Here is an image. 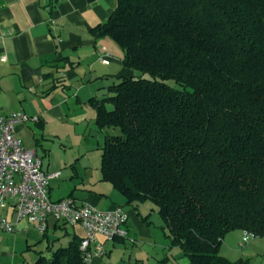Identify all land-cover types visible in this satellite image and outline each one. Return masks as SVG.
<instances>
[{"label":"trees","instance_id":"16d2710c","mask_svg":"<svg viewBox=\"0 0 264 264\" xmlns=\"http://www.w3.org/2000/svg\"><path fill=\"white\" fill-rule=\"evenodd\" d=\"M93 31L148 76L89 101L102 181L151 202L189 264H253L220 249L234 231L264 239V0H117ZM79 247L34 264H87Z\"/></svg>","mask_w":264,"mask_h":264},{"label":"crops","instance_id":"0c3cea01","mask_svg":"<svg viewBox=\"0 0 264 264\" xmlns=\"http://www.w3.org/2000/svg\"><path fill=\"white\" fill-rule=\"evenodd\" d=\"M116 7L117 0H61L56 5L50 0H0V117L24 113L39 119L16 125L15 133L26 148L36 152L42 164L45 153L40 155V132L35 133L32 128L43 130L44 117L63 115L64 101L56 95L58 90L68 91L77 101L82 99L91 106L92 98L98 99V95L107 92L106 83L131 77L132 70L122 65L123 53L119 47L93 31L108 20ZM105 54L110 56L109 64L100 60ZM61 177L60 173L50 180L52 201L73 198L101 211L119 206L129 216L128 237L114 241L98 237L105 254L88 264H174L172 257L183 256L178 247L171 246L164 225L159 227L164 232L161 235L158 229L147 225L149 218L138 215L140 206L146 202L127 205L126 200H120L106 188L100 192L87 190L88 194H76L68 188L61 193ZM14 204L15 200L8 198L5 206L0 205V218L14 226L11 233L0 230V264H34L39 256L49 258L55 250L67 247L71 241L80 243L85 237L80 225L54 219H49L47 231L39 234L34 225L18 219ZM231 233L224 238L220 254H238L237 247L228 239ZM242 235V231L237 235L238 246L243 249L240 258H248L253 263L249 255L264 256V239L254 238L243 245ZM162 259L167 261L161 263Z\"/></svg>","mask_w":264,"mask_h":264},{"label":"built area","instance_id":"2783aa9c","mask_svg":"<svg viewBox=\"0 0 264 264\" xmlns=\"http://www.w3.org/2000/svg\"><path fill=\"white\" fill-rule=\"evenodd\" d=\"M108 54L101 58L109 64ZM38 118L24 113H14L0 117V205L8 198L14 199V210L19 220L34 225L39 234L48 229L49 219L69 225H80L85 237L80 242V251L85 263L105 254L103 243L98 240L114 241L128 237V213L123 207L101 211L93 206L79 203L73 198L52 201L49 196L50 180L60 176V172L48 174L43 170L42 159L33 149L24 146L15 133L21 123L38 122ZM0 230L11 233L14 226L5 218H0ZM253 236L244 231V243Z\"/></svg>","mask_w":264,"mask_h":264},{"label":"rangeland","instance_id":"374dc122","mask_svg":"<svg viewBox=\"0 0 264 264\" xmlns=\"http://www.w3.org/2000/svg\"><path fill=\"white\" fill-rule=\"evenodd\" d=\"M130 76L136 79L142 77L148 78L147 75L137 71H132ZM119 82V79H115L106 83L105 90L107 91L109 86ZM56 95H59L64 101L61 107L63 115L49 119L44 117L45 123L43 130L32 128L35 133L40 132V136L38 137L40 139V155H44L43 153H45L43 168L48 169L50 173L57 171L61 173L62 183L59 189L61 193L66 192L68 188L74 189L73 191L76 194H88L87 190L100 192L99 190L106 188L114 193L120 200L125 201L124 197L119 194V192H116L110 184L101 180L102 174L100 166L104 135L95 124L93 107H91L87 101H82V99L81 101H77L76 97L71 96V93L68 91L58 90ZM106 96L107 92L103 95H98V99ZM107 108L112 109V106L107 105ZM52 185L54 184L51 183V186ZM52 198H56L54 193ZM140 208L138 210V215L149 218L147 225L158 229L161 235L164 234V232L159 229V227L164 224L158 214L157 208L151 202H146L144 205H141ZM153 209L155 210L153 211ZM165 233H168L167 229H165ZM237 233L240 234V231L232 232L228 236V239H231L230 243L234 245L235 248L237 247V253L240 254V251H243V249L241 246H238ZM240 243L243 245L247 244V242L244 243L242 239H240ZM36 250L38 249H35V251ZM180 253H182L181 250ZM222 253L221 255L228 256L232 261L237 260L241 256V254L232 255L231 253V255H227V253ZM167 255L171 256L170 253ZM37 257L38 255L36 259ZM249 257L253 258V264H262L264 261V256H262V254L258 256L253 254L249 255ZM171 262L189 264V260L183 256L181 258L175 257V259L172 257Z\"/></svg>","mask_w":264,"mask_h":264}]
</instances>
